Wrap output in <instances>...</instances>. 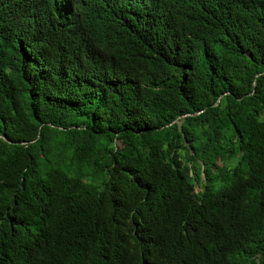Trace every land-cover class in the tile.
I'll return each instance as SVG.
<instances>
[{
  "label": "trees",
  "instance_id": "1",
  "mask_svg": "<svg viewBox=\"0 0 264 264\" xmlns=\"http://www.w3.org/2000/svg\"><path fill=\"white\" fill-rule=\"evenodd\" d=\"M0 264H264V0H0Z\"/></svg>",
  "mask_w": 264,
  "mask_h": 264
},
{
  "label": "clouds",
  "instance_id": "2",
  "mask_svg": "<svg viewBox=\"0 0 264 264\" xmlns=\"http://www.w3.org/2000/svg\"><path fill=\"white\" fill-rule=\"evenodd\" d=\"M196 189H198V190H199V188H198V187H196V188H195V191H198V190H196Z\"/></svg>",
  "mask_w": 264,
  "mask_h": 264
},
{
  "label": "rangeland",
  "instance_id": "3",
  "mask_svg": "<svg viewBox=\"0 0 264 264\" xmlns=\"http://www.w3.org/2000/svg\"><path fill=\"white\" fill-rule=\"evenodd\" d=\"M196 190H198V189H196Z\"/></svg>",
  "mask_w": 264,
  "mask_h": 264
}]
</instances>
